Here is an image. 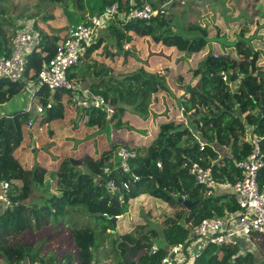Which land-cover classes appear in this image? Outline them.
Returning <instances> with one entry per match:
<instances>
[{
	"label": "trees",
	"instance_id": "obj_1",
	"mask_svg": "<svg viewBox=\"0 0 264 264\" xmlns=\"http://www.w3.org/2000/svg\"><path fill=\"white\" fill-rule=\"evenodd\" d=\"M47 1L64 9L69 26L79 23L80 20H87L88 15H83L80 19L72 10L75 6L84 7L87 0ZM168 1L135 0L131 4L130 0H88L89 15L102 12L107 5L114 2L120 3L123 14L113 23L100 29L85 57L73 65L68 74L71 79H81L83 87L102 94L116 109L111 119L107 118L103 109L82 110L84 122L89 127L108 128L112 125L122 127L127 124L125 117L130 111L147 117L151 112L153 100L163 91H167L171 97L176 94V99L192 127L184 122H178L173 116L160 118L154 131L149 132L146 129L141 131L134 142L130 141L125 145L137 152L136 159L130 161L128 172L122 170L120 158L113 152L97 160L81 162L62 160L54 173L55 191L40 204L32 201L34 185L42 190L49 186L46 182L48 170L36 163L34 171L27 168L15 153L26 134H29L25 130V125L30 121V114L21 109L14 110L10 117L1 118L0 180H6L11 185L10 196L13 200L12 207L0 211V254L5 257L6 264H22L29 261L32 264H50L52 261L40 258L39 250H35L33 246L24 247L12 242L11 238L23 236L26 231H34L57 223L61 218H63L61 222H66L67 217L77 215L81 210L105 209L103 213L108 211L110 214L130 210L135 212L140 209L136 200L141 196L148 202L158 200L170 212L162 218L165 242L156 243L159 250L153 253L151 246L154 239L158 238V233L152 228L147 230L146 239L136 245L142 252L131 264H161L168 246L191 239L188 223L196 224L213 215L226 217L238 210L239 206L231 192L208 195L207 189L199 185L189 173V166L193 161H198L205 168H210L215 178L220 181H237L241 178L236 165V161L242 157L239 150L242 146L249 150V144L244 142L242 137L248 131L264 136V67L261 63L263 51L253 49L247 63L250 71L242 70L238 66L237 57L231 53H228V56L221 54L216 56L213 51H207L209 43L212 42L207 38V28L198 27L199 30H196L197 27L190 28L192 25L186 28L183 18L187 15V10L180 18L172 12L176 8H185L186 3L183 2H173L165 8L164 13L149 20H127L131 7H142L146 3L161 7ZM15 8L9 0H0V56L10 55L19 31L29 29L39 33V42L35 50L27 55L26 72L21 81L12 82L7 78H0V106L14 101L17 96L23 97L22 92L26 84L38 78L42 61L53 57L57 46L66 37L60 35L59 29L53 30L50 34L42 31L39 19L26 10L16 15L18 20L16 31L14 25L16 20L12 15L13 11L11 12L14 9L16 13ZM174 19L180 24V29L188 31L190 36L174 31L171 25ZM106 31L107 36L113 39L111 44L116 46L122 55L127 44L134 38H137L138 42L139 38L147 36L154 42L186 50L187 56H198L199 58L195 60L197 66L193 70L197 85L185 82V76L177 73L172 77V85L177 88L179 92L177 93L173 87L168 86L167 71L161 73L141 67L138 71L118 79L111 75L106 77L108 73L104 68H92L90 62L85 66L86 60H89L107 37H101ZM99 35L101 36L96 42ZM238 42V46L242 47L240 54L245 56L248 46L243 40ZM212 47L213 45L210 48ZM90 67L93 69L92 72ZM90 72V77L97 81L86 83L85 75ZM224 77L228 79L225 80ZM237 79L240 80L238 86L240 88L228 90V83L231 84ZM64 92H57L53 96V106L37 115H42L48 120L63 117L66 112V105L62 99ZM51 98V91L42 88L37 101L46 106ZM21 105L23 107L24 102H21ZM44 121L42 119L40 123ZM200 140L207 143L203 150L200 148ZM220 145H225L224 153L219 151ZM34 152L36 153L35 150ZM133 174L139 175L140 180L133 181ZM110 179H115L119 186H123L125 180H130L133 190L129 193L127 190L111 191L107 186ZM260 181L264 184V169ZM181 196L197 203L188 210L179 201ZM103 213L100 215L91 213L101 223L99 231V224L85 225L72 230L78 248L79 264H107L99 259V248L103 246V239L112 236L110 234L117 231L123 221L130 222V229L135 224L134 216L132 219L116 221ZM116 243H119L124 251L125 242ZM239 244L233 247L209 244L198 256L196 264H264V261L261 262V259L256 257L255 250L243 252ZM64 260L71 263V259L66 256Z\"/></svg>",
	"mask_w": 264,
	"mask_h": 264
},
{
	"label": "rangeland",
	"instance_id": "obj_2",
	"mask_svg": "<svg viewBox=\"0 0 264 264\" xmlns=\"http://www.w3.org/2000/svg\"><path fill=\"white\" fill-rule=\"evenodd\" d=\"M9 1L16 7V13L14 9L11 10L16 20V24H14L16 31L18 28L16 15H19L22 10H26L31 14L42 13L43 16L40 14L42 17L39 20L42 31L49 34L52 33V26L46 24L49 23L46 17L49 13L47 9H44L45 11L41 9L47 0ZM173 2L186 3L185 8H176L172 11L180 18V16H184L187 10L188 13L183 18L184 27L188 28L192 25L190 28L197 27L196 30H199L198 27L207 28V38L212 40L209 46L213 45L212 49L207 47V51L210 50L215 55L221 54L224 56H228V53H231L232 56L237 57L238 66L242 70L250 71L251 68L247 65L249 57L252 55L253 49H261L263 51L261 63L264 67V0H169L167 3L170 6ZM51 6L57 5L51 4ZM43 20H45V23ZM113 22L110 19L109 24ZM171 25L174 31L190 36L188 31L180 29V24L177 23V20H172ZM65 27L61 29L63 34H66L65 31L68 26L65 25ZM101 35L97 37L96 42L100 36L106 37L107 31ZM104 39L103 43L100 44L89 60H86L85 66L90 62L93 65L92 68H104V71L108 73L106 77H110L111 75L122 79L144 67L161 73L167 71L166 80L168 86L173 87L177 93H179L177 88L172 85V77L177 73L185 76V82L197 85V80L193 76V70L197 66L195 60L199 57L196 55L187 56L186 50L182 51L176 46H166L162 42H154L145 36L139 38L138 42L136 41L137 38H134L131 43L127 44L126 49L128 53L125 57V55L119 53L116 46L111 44L113 41L111 37L107 36ZM241 40L248 46L245 56L240 54L242 47L238 46V41ZM92 68L91 72L93 71ZM91 72L85 75L86 80L84 81L86 83H91L93 80L97 81V79L90 77ZM76 80L80 84L83 83L81 79L76 78ZM239 85V79L231 82L233 89H239ZM22 95V98L12 101L15 111L27 106L29 95L25 90L22 92ZM63 101L66 105V112L61 118H51V120H48L42 115H37L34 111L29 112L33 125L29 126V123L25 125V130L29 134H26L23 143L15 152L16 156L21 159L27 168L34 171L35 165L38 164L39 167L46 168L49 171L46 175V182L49 186H46V189H37L34 185V200L32 201L40 204L55 191L56 176L54 173L62 160L71 159L81 162L83 160H97L106 156L109 152L117 154V151L125 147L128 142H134L136 136L141 134V131L145 129L149 130V132L154 131L159 124L160 118L174 116L178 122H184L192 127V123L186 119V113L176 99V94L174 93V96L171 97L167 91L157 94L151 104L149 116L142 117L140 114L130 111L125 117L127 124L122 127L115 125L108 128L89 127L85 124L82 117L81 111L85 109L78 107L76 102L69 97H66ZM21 102H24L23 107ZM34 103L39 104L37 98L34 99ZM42 119L45 121L41 124ZM200 141L205 142L203 140ZM116 144L119 146H115ZM206 145L207 143L205 142V147ZM218 149L221 153H224L225 145L218 146ZM36 185L39 187L38 184ZM132 190L133 187L127 190V193ZM136 202L140 209L135 212L130 210L134 214L135 224L130 229V222L123 221L120 228H117V231L110 234L112 236L103 239V246L99 248V259L101 261L107 264H131L137 259L138 254L142 252L136 248V245L146 239L147 230L151 228L155 229L158 233V238L154 239V243L165 242L162 218L170 210L158 200L148 202L143 196L137 198ZM2 210L1 208L0 211ZM104 210H81L79 214L67 217L66 222H61L63 220L61 218L57 223H51L34 231H26L23 236L14 237L10 240L24 247L27 245L33 246L35 250H39L40 258L52 260L50 264H69L67 260H64V256L71 259L70 264H79L78 248L75 245L72 230L85 225L95 226L99 224V231L101 223L91 213L101 214ZM121 227L124 228L122 229ZM192 240L196 242L195 244L198 248H202V238L198 240L193 238ZM117 241L125 242L124 251L119 243L115 244ZM245 241H247V245L244 244ZM239 243L243 252L255 250L256 257L261 259V262L264 261L263 236L256 237L252 235L241 238L239 239ZM247 246L249 247L247 248ZM0 264H6L5 257L1 254Z\"/></svg>",
	"mask_w": 264,
	"mask_h": 264
},
{
	"label": "built area",
	"instance_id": "obj_3",
	"mask_svg": "<svg viewBox=\"0 0 264 264\" xmlns=\"http://www.w3.org/2000/svg\"><path fill=\"white\" fill-rule=\"evenodd\" d=\"M135 0H130L133 4ZM169 3L161 7H154L151 3H146L142 7H131L127 14V20L151 19L154 16L165 12ZM120 3L114 2L107 5L98 14L88 15L86 21L71 24L68 27L66 37L56 49L53 57L45 58L39 70L38 78L30 81L24 87L29 95L27 106L24 111L36 114L44 113L47 108L54 104L53 96L59 91H65L69 98L73 99L78 107L83 109H103L106 111L108 119H111L116 112L115 107L99 93H94L88 87H83L80 83L68 77L70 68L75 65L81 57L85 56L88 48L95 42L101 28L109 24L110 19L116 21L122 15ZM39 42V33L31 30L19 31L14 39L13 49L10 55L0 56V78H7L12 82L21 81L26 72L27 55L32 53ZM227 80V77H224ZM42 88L51 91V100L46 104H35ZM6 105V104H5ZM0 107V119L10 117L13 111ZM29 126L33 125L30 120ZM31 128V127H30ZM243 141L249 144V150H244L241 159L236 161L241 178L237 181L217 180L210 168H205L198 161H193L189 166V173L195 178L199 185L207 189V194H220L224 191L231 192L239 206L238 210L223 217L213 215L201 220L199 223L187 224L190 228L191 239L178 242L167 247V253L163 257L161 264H196V260L201 252L209 244L220 247H233L239 243V239L255 235L264 237V184L260 181V175L264 169V136L253 134L251 131L245 133ZM201 150L205 147V142L200 141ZM124 172L130 170V161L135 160L137 152L135 150L122 147L117 151ZM161 166V163L158 164ZM140 180V176L133 174V181ZM131 181L125 180L123 186H119L115 179L108 181V188L111 191L129 190ZM11 185L6 180H0V208L6 209L13 206L10 196ZM106 216L115 217L117 221L132 219L130 211L110 214ZM202 238V248H198L192 239ZM159 246L154 243L151 251L156 253ZM22 264H32L30 261Z\"/></svg>",
	"mask_w": 264,
	"mask_h": 264
},
{
	"label": "crops",
	"instance_id": "obj_4",
	"mask_svg": "<svg viewBox=\"0 0 264 264\" xmlns=\"http://www.w3.org/2000/svg\"><path fill=\"white\" fill-rule=\"evenodd\" d=\"M89 4L90 3L87 0V3H86V1L84 3V7L75 6V7L72 8V10H74L78 14V16L80 17V19H81V16H83V15H89L90 14L89 13ZM44 6H45V8H44ZM44 6L41 7V9L43 11H45L47 9V12L49 13V15H47L46 17H47V20H48L49 23H46V24H50L52 26L51 29H53V30L59 29L61 31L62 27H65V25L69 27V22H68V20L66 18V13H65V11H64V9L62 7H60L59 5H57V6H51V4L48 1L45 2V5ZM40 14H42V13L32 14V15L35 16V18H37V19L40 20L41 17L43 16V14H42V16ZM43 22L45 23V20H43ZM80 22H81V20H80ZM67 29L65 31L66 33H67ZM61 35L64 36L66 34H63V32L61 31ZM66 97H68V95H66L65 92H64L63 93V96H62V99L64 100ZM18 98H20V97L17 96V98L15 100H17ZM3 108H8L9 110H12V111L15 110L14 109V106H12V102L7 103L6 105H4ZM242 147L240 148L239 151H240V154L243 155L245 148H242ZM132 215L134 216L133 213H132ZM244 243H245V245H247V241H245Z\"/></svg>",
	"mask_w": 264,
	"mask_h": 264
},
{
	"label": "water",
	"instance_id": "obj_5",
	"mask_svg": "<svg viewBox=\"0 0 264 264\" xmlns=\"http://www.w3.org/2000/svg\"><path fill=\"white\" fill-rule=\"evenodd\" d=\"M127 53H128V50L126 49V50H125V53H124L125 57L127 56ZM240 72H242V71H240ZM228 74H229V72H228ZM231 89H232V86H231V84L228 83V90H231ZM166 147H167V146H165V148H166ZM179 201L182 202L188 210H191L192 207L197 203L196 201H195V202H192L191 200L186 199V198L183 197V196H181V197L179 198ZM98 215H100V213H98ZM113 220H116V218L113 217Z\"/></svg>",
	"mask_w": 264,
	"mask_h": 264
},
{
	"label": "clouds",
	"instance_id": "obj_6",
	"mask_svg": "<svg viewBox=\"0 0 264 264\" xmlns=\"http://www.w3.org/2000/svg\"><path fill=\"white\" fill-rule=\"evenodd\" d=\"M68 30V29H67ZM217 56V55H216ZM79 83V82H78ZM109 181V180H108ZM132 184V183H131ZM132 186V185H131ZM113 218V217H112ZM128 219V218H127ZM125 220V219H124ZM117 221V220H116ZM123 221V220H122Z\"/></svg>",
	"mask_w": 264,
	"mask_h": 264
}]
</instances>
